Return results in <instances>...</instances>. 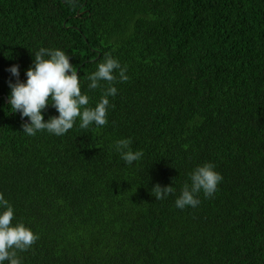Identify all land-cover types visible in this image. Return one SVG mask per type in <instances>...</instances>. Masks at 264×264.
Segmentation results:
<instances>
[{
  "label": "trees",
  "instance_id": "trees-1",
  "mask_svg": "<svg viewBox=\"0 0 264 264\" xmlns=\"http://www.w3.org/2000/svg\"><path fill=\"white\" fill-rule=\"evenodd\" d=\"M41 47L70 55L92 106L98 63L127 66L105 126L22 131L7 69L26 79ZM129 137L132 165L112 147ZM205 162L217 191L177 208ZM0 192L39 236L22 264H264V0H0Z\"/></svg>",
  "mask_w": 264,
  "mask_h": 264
},
{
  "label": "clouds",
  "instance_id": "clouds-1",
  "mask_svg": "<svg viewBox=\"0 0 264 264\" xmlns=\"http://www.w3.org/2000/svg\"><path fill=\"white\" fill-rule=\"evenodd\" d=\"M7 71L14 77L8 81L10 89L8 107L12 113H19L22 131L27 136L47 131L55 136H63L77 124L81 129L92 125L97 128L108 123V111L113 105L110 97L117 95L118 82L129 79L127 66H122L117 58L106 56L98 63L87 80L89 90L101 88V82L108 86L102 89L101 98L92 106L87 92L81 90V80L73 67L70 55L60 48L41 47L34 53L32 64L26 69V79H20V67L12 64ZM51 106L57 115L45 119V110ZM131 138H121L112 146L128 165L143 158V150H133ZM223 176L211 162L196 166L189 173V183H185L175 199L179 209L196 208L201 200L212 197L217 191ZM156 200H164L176 192L173 182L166 186L154 185L150 189ZM15 209L13 204L0 192V264H22L18 252L28 251L39 239L34 230L22 221L13 223Z\"/></svg>",
  "mask_w": 264,
  "mask_h": 264
},
{
  "label": "water",
  "instance_id": "water-1",
  "mask_svg": "<svg viewBox=\"0 0 264 264\" xmlns=\"http://www.w3.org/2000/svg\"><path fill=\"white\" fill-rule=\"evenodd\" d=\"M8 100V99H7Z\"/></svg>",
  "mask_w": 264,
  "mask_h": 264
}]
</instances>
